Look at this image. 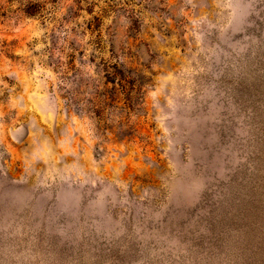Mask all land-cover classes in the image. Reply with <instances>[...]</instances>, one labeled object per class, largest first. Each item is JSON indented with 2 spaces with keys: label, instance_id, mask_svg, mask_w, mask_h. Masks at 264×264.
Returning <instances> with one entry per match:
<instances>
[{
  "label": "rangeland",
  "instance_id": "obj_1",
  "mask_svg": "<svg viewBox=\"0 0 264 264\" xmlns=\"http://www.w3.org/2000/svg\"><path fill=\"white\" fill-rule=\"evenodd\" d=\"M0 264H264V0H0Z\"/></svg>",
  "mask_w": 264,
  "mask_h": 264
}]
</instances>
